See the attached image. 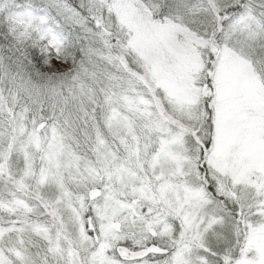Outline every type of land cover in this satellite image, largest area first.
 Segmentation results:
<instances>
[{
	"label": "snow or ice",
	"instance_id": "snow-or-ice-1",
	"mask_svg": "<svg viewBox=\"0 0 264 264\" xmlns=\"http://www.w3.org/2000/svg\"><path fill=\"white\" fill-rule=\"evenodd\" d=\"M0 264H264V0H0Z\"/></svg>",
	"mask_w": 264,
	"mask_h": 264
}]
</instances>
